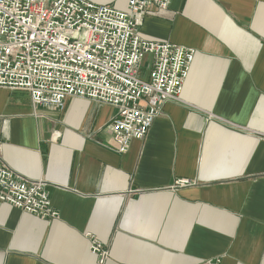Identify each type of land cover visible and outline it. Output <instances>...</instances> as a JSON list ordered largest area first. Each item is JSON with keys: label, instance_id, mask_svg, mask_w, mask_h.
Instances as JSON below:
<instances>
[{"label": "crops", "instance_id": "1", "mask_svg": "<svg viewBox=\"0 0 264 264\" xmlns=\"http://www.w3.org/2000/svg\"><path fill=\"white\" fill-rule=\"evenodd\" d=\"M87 1L127 11V0ZM137 29L195 56L182 102H164L124 154L108 131L114 108L38 107L0 88L1 161L45 180L59 214L0 204V264H96L86 234L105 264H264V0H171ZM177 179L194 185L172 190Z\"/></svg>", "mask_w": 264, "mask_h": 264}, {"label": "built area", "instance_id": "2", "mask_svg": "<svg viewBox=\"0 0 264 264\" xmlns=\"http://www.w3.org/2000/svg\"><path fill=\"white\" fill-rule=\"evenodd\" d=\"M170 2L127 0L121 12L87 0H0V88L26 92L38 107L61 110L74 97L114 108L108 131L117 153H126L132 141L147 136L164 102H182L195 50L146 41L137 29L149 6L166 10ZM147 56L152 61L141 76ZM2 144L0 129V149ZM193 185L177 179L171 189ZM47 186L15 173L0 158V204L57 220ZM85 236L96 264H105L108 249L92 234Z\"/></svg>", "mask_w": 264, "mask_h": 264}, {"label": "rangeland", "instance_id": "3", "mask_svg": "<svg viewBox=\"0 0 264 264\" xmlns=\"http://www.w3.org/2000/svg\"><path fill=\"white\" fill-rule=\"evenodd\" d=\"M148 68H149V64H148V60L146 57L140 64V67H139L140 75L142 76L143 74H145L147 72Z\"/></svg>", "mask_w": 264, "mask_h": 264}]
</instances>
